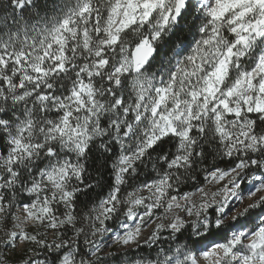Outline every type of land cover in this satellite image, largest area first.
Masks as SVG:
<instances>
[{"label": "snow or ice", "instance_id": "obj_1", "mask_svg": "<svg viewBox=\"0 0 264 264\" xmlns=\"http://www.w3.org/2000/svg\"><path fill=\"white\" fill-rule=\"evenodd\" d=\"M0 223L26 264H264V0H0Z\"/></svg>", "mask_w": 264, "mask_h": 264}, {"label": "trees", "instance_id": "obj_2", "mask_svg": "<svg viewBox=\"0 0 264 264\" xmlns=\"http://www.w3.org/2000/svg\"><path fill=\"white\" fill-rule=\"evenodd\" d=\"M207 187L210 189L209 184L207 185ZM19 219H20V214H19ZM19 219L16 221L18 231L30 229L34 225L36 227H39L36 220L32 219V222L30 224L24 226L23 228H19L18 227ZM2 235H3V224L0 223V236ZM49 239L50 240L52 239L51 234L49 235ZM29 247H31V245H29L27 242H24V247L21 250H19V246L15 250L8 249L6 253H4L2 249H0V264H26V260L28 256L26 250Z\"/></svg>", "mask_w": 264, "mask_h": 264}, {"label": "rangeland", "instance_id": "obj_3", "mask_svg": "<svg viewBox=\"0 0 264 264\" xmlns=\"http://www.w3.org/2000/svg\"><path fill=\"white\" fill-rule=\"evenodd\" d=\"M223 183V182H221ZM209 186H210V189L215 191L216 188L220 187V183H208ZM32 222V219H26L23 215V210L20 211V219H19V222H18V227L19 228H23L24 226L30 224ZM154 227V225H150L148 229L145 230L144 234L145 235H148V233L151 231V228ZM24 247V242L22 241L20 244H19V250H21L22 248Z\"/></svg>", "mask_w": 264, "mask_h": 264}]
</instances>
